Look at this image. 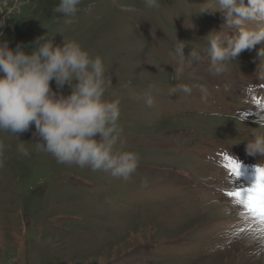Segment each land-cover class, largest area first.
<instances>
[{"label":"rangeland","instance_id":"rangeland-1","mask_svg":"<svg viewBox=\"0 0 264 264\" xmlns=\"http://www.w3.org/2000/svg\"><path fill=\"white\" fill-rule=\"evenodd\" d=\"M207 2L159 0L149 10L143 0H84L67 25L54 12L60 0H0V42L12 49L23 44L31 54L49 30L56 45L75 39L102 58L113 85L105 98L121 101L118 147L140 156L125 181L38 153L35 126L20 137L0 133L11 148L0 169V264H264L249 256L253 240L264 239L261 225L227 195L251 187L264 163L245 142L264 116L253 62L261 46L210 75L207 37L235 30L219 12L202 14ZM176 38L190 45L186 55L199 50L181 82L206 87V99L197 88L173 92ZM154 83L149 108L137 97ZM20 140L30 158L17 153ZM229 158L243 165L238 181Z\"/></svg>","mask_w":264,"mask_h":264},{"label":"clouds","instance_id":"clouds-1","mask_svg":"<svg viewBox=\"0 0 264 264\" xmlns=\"http://www.w3.org/2000/svg\"><path fill=\"white\" fill-rule=\"evenodd\" d=\"M83 3L84 0H60L54 12L64 18L65 24L71 25ZM143 3L149 10L160 8L159 0H143ZM205 12L221 13L226 20L225 27L235 30L234 36L220 32L207 37L208 73L223 76L229 71L227 64L238 61L245 51H255L261 46L253 62H258L255 76L264 81V0H247V3L211 0L205 4L202 14ZM249 24L256 27H248ZM55 36L48 30L46 36L37 38L31 54L23 44L12 49L8 41L0 42V133L20 137L35 126L34 135L41 142L32 144L38 153L51 155L61 165L90 168L115 179L129 180L139 168L140 156L118 147L124 134L120 125L121 101L105 98L113 85L104 61L99 56L93 58L75 39L65 38L62 45H56ZM189 47L176 38L170 54L178 65L171 76L176 82L173 92L191 95L193 88H197L206 99V87L181 82L185 68L201 60L196 48L185 54ZM53 81L61 90L70 86L71 94L65 96L61 91L58 95L51 87ZM157 91L154 83L137 99L151 108L155 103L153 93ZM256 123L259 127L245 141L246 152L250 157L264 158V116ZM26 144L20 140L17 153L30 158ZM10 150L9 145L0 141V169L5 167L6 153ZM240 166L243 165L240 163ZM261 169L264 163L260 162L255 171L258 173ZM253 243L255 248L249 256L264 257V239Z\"/></svg>","mask_w":264,"mask_h":264},{"label":"snow or ice","instance_id":"snow-or-ice-1","mask_svg":"<svg viewBox=\"0 0 264 264\" xmlns=\"http://www.w3.org/2000/svg\"><path fill=\"white\" fill-rule=\"evenodd\" d=\"M229 164H234L232 169L237 181L241 178L240 164L229 158ZM257 180L249 188H239L228 193L235 198L237 203L247 210V214L261 225V232L264 234V169L259 170Z\"/></svg>","mask_w":264,"mask_h":264}]
</instances>
